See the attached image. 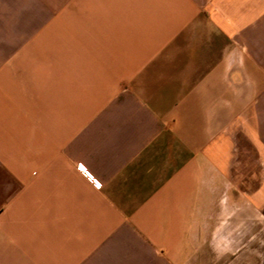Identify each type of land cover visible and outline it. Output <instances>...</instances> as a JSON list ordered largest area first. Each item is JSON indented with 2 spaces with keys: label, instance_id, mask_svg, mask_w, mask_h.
<instances>
[{
  "label": "crops",
  "instance_id": "crops-1",
  "mask_svg": "<svg viewBox=\"0 0 264 264\" xmlns=\"http://www.w3.org/2000/svg\"><path fill=\"white\" fill-rule=\"evenodd\" d=\"M0 264H264V0H0Z\"/></svg>",
  "mask_w": 264,
  "mask_h": 264
}]
</instances>
